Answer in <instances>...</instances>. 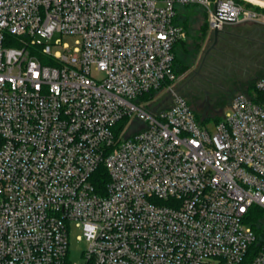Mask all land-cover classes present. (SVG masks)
Wrapping results in <instances>:
<instances>
[{"label": "built area", "instance_id": "2783aa9c", "mask_svg": "<svg viewBox=\"0 0 264 264\" xmlns=\"http://www.w3.org/2000/svg\"><path fill=\"white\" fill-rule=\"evenodd\" d=\"M190 3L210 32L257 16L232 0H0V264H72V222L79 264H264V99L198 123L174 71Z\"/></svg>", "mask_w": 264, "mask_h": 264}, {"label": "rangeland", "instance_id": "374dc122", "mask_svg": "<svg viewBox=\"0 0 264 264\" xmlns=\"http://www.w3.org/2000/svg\"><path fill=\"white\" fill-rule=\"evenodd\" d=\"M212 4L215 0H211ZM226 1V0H225ZM235 3L244 6L246 9L257 13L256 18H250L241 22L228 23L225 26L228 30H234V25H239L243 29H253L255 25H264V11L258 10L257 7L264 9L263 6L254 4L247 0H232ZM179 22L186 30V38L178 45L177 54L179 65H185V71H178L179 85L181 91L186 97H195L196 105H192L196 113L202 118L222 116L228 110L232 99L242 90L236 89V81L243 77L252 76L251 68L248 74H245L244 68H239L238 76L235 80L220 82L218 85H211L209 94H204L198 90L199 86L203 84V79L198 76V73L206 72L207 68H203L206 60H212L211 54H216V51L210 50L202 67L200 65L204 58L205 52L211 47L215 41L214 32H210L209 26V11L208 8L202 4L190 3L179 8ZM221 34V33H220ZM219 34V35H220ZM65 42L73 44V38H64ZM199 42L198 47H194L195 43ZM218 47L224 45L222 38L218 37ZM216 45V44H215ZM179 69V66H178ZM198 71V72H197ZM248 75V76H247ZM243 76V77H242ZM240 77V78H239ZM239 82V81H238ZM235 84V85H234ZM231 87V88H230ZM252 97L257 96V91L253 90L250 94ZM216 122V121H215ZM215 122L208 121L205 126L208 128L213 127ZM83 235V230L77 226L76 222H72L70 229V262L72 264H79L84 262L83 252L87 248L85 238H80Z\"/></svg>", "mask_w": 264, "mask_h": 264}, {"label": "trees", "instance_id": "16d2710c", "mask_svg": "<svg viewBox=\"0 0 264 264\" xmlns=\"http://www.w3.org/2000/svg\"><path fill=\"white\" fill-rule=\"evenodd\" d=\"M258 10L264 11V9L257 7ZM178 21L179 17L177 18ZM181 23V22H180ZM228 24V23H227ZM226 25V24H225ZM221 28V34L219 39L222 38L224 41L223 47H218V42L211 49L216 51V54L209 53L210 56H213L212 60H206L203 68H207L206 72L198 73V76L204 80L203 84L200 85L198 90L204 94H209L211 85H218L217 81H226L235 80L238 76L239 68H244L246 71L245 74L250 72L249 77L240 78L236 81V89L242 90L243 94L248 95L255 101H260L264 99V92L259 91L256 88L257 81L264 79V25H255L253 29H243L239 25H234V30H228L226 26ZM184 40L179 41L175 46V62H174V71L176 76L179 78L178 71H185V65H179V59L177 54V48L180 43ZM18 45V43H15ZM199 42L195 43V48L198 47ZM208 55V56H209ZM179 66V69H178ZM248 76V75H247ZM234 84V85H235ZM180 90L181 86L179 85ZM231 88V87H230ZM253 90L257 91V96L252 97L250 94ZM182 92V91H181ZM239 93V94H242ZM185 97L186 95L182 93ZM188 103L192 107L196 120L201 126H205L208 121L218 123L220 122L224 115L216 117H207L202 119L195 111L192 105H196L195 97H186ZM108 180V175L103 166L97 171L94 177L95 184L97 187L103 191L105 184ZM264 219V213L261 210L256 211L251 217V224L257 229V231L263 230L262 221ZM251 257H248L244 264H248Z\"/></svg>", "mask_w": 264, "mask_h": 264}, {"label": "water", "instance_id": "95a60500", "mask_svg": "<svg viewBox=\"0 0 264 264\" xmlns=\"http://www.w3.org/2000/svg\"><path fill=\"white\" fill-rule=\"evenodd\" d=\"M257 1H260V2H263V3H264V0H257ZM239 19H242V16H240ZM225 20H226V22H228V23H233V22L236 21L235 19H231V18H225ZM220 32H221V28H220V27H216V28L214 29L215 41H214V43L211 45V47H210L209 49H207V51L205 52V55H204V58H203V60H202L201 65H200V68L202 67V65H203V63H204V61H205V59H206L208 53L210 52V50H211V49L215 46V44L217 43ZM197 72H198V71H197Z\"/></svg>", "mask_w": 264, "mask_h": 264}, {"label": "bare ground", "instance_id": "6f19581e", "mask_svg": "<svg viewBox=\"0 0 264 264\" xmlns=\"http://www.w3.org/2000/svg\"><path fill=\"white\" fill-rule=\"evenodd\" d=\"M247 1L264 7V3L263 2H260V1H257V0H247Z\"/></svg>", "mask_w": 264, "mask_h": 264}]
</instances>
